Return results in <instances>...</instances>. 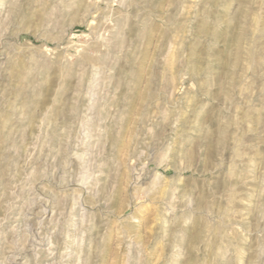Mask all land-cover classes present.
<instances>
[{
	"label": "rangeland",
	"instance_id": "374dc122",
	"mask_svg": "<svg viewBox=\"0 0 264 264\" xmlns=\"http://www.w3.org/2000/svg\"><path fill=\"white\" fill-rule=\"evenodd\" d=\"M0 264H264V0H0Z\"/></svg>",
	"mask_w": 264,
	"mask_h": 264
}]
</instances>
